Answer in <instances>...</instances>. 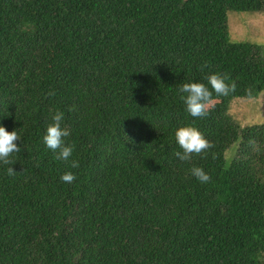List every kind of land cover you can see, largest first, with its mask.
I'll return each mask as SVG.
<instances>
[{"label":"trees","instance_id":"trees-1","mask_svg":"<svg viewBox=\"0 0 264 264\" xmlns=\"http://www.w3.org/2000/svg\"><path fill=\"white\" fill-rule=\"evenodd\" d=\"M229 10L264 0H0V124L20 134L0 264H264V122L231 112L264 90V54L231 39ZM213 72L234 90L193 118L177 89ZM57 110L77 168L43 143ZM193 120L211 147L181 161Z\"/></svg>","mask_w":264,"mask_h":264},{"label":"clouds","instance_id":"clouds-1","mask_svg":"<svg viewBox=\"0 0 264 264\" xmlns=\"http://www.w3.org/2000/svg\"><path fill=\"white\" fill-rule=\"evenodd\" d=\"M207 83L202 81H188L182 83L177 89L180 99L184 102L185 111L193 118L202 117L207 114L211 104L212 93L228 95L234 90V85L227 82V77L219 72H213L205 77ZM64 113L55 111L51 116V122L47 124L43 143L51 149L59 161L70 164L71 168L79 167V161L72 158L74 145L68 142L67 138L71 132L63 124ZM175 140L180 150L175 151L174 155L181 161H188L192 155L206 153L211 147L210 141L204 136L195 124V120L179 126L175 130ZM20 139L17 129L8 130L0 124V164H11L10 157L19 151L16 141ZM215 158V153L212 154ZM6 172L9 176L17 172L13 166L7 167ZM191 175L201 183H207L211 177L202 166L193 165L190 169ZM75 173L66 171L61 174L60 179L71 183L75 179Z\"/></svg>","mask_w":264,"mask_h":264},{"label":"rangeland","instance_id":"rangeland-1","mask_svg":"<svg viewBox=\"0 0 264 264\" xmlns=\"http://www.w3.org/2000/svg\"><path fill=\"white\" fill-rule=\"evenodd\" d=\"M228 23L232 40L258 43L264 54V12L229 10ZM231 112L242 126L264 122V90L257 98H235ZM233 156L234 150L229 153L230 159Z\"/></svg>","mask_w":264,"mask_h":264}]
</instances>
